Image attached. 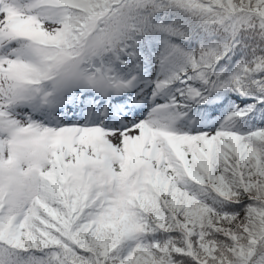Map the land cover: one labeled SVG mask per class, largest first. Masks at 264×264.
I'll return each mask as SVG.
<instances>
[{
    "label": "snow or ice",
    "instance_id": "snow-or-ice-1",
    "mask_svg": "<svg viewBox=\"0 0 264 264\" xmlns=\"http://www.w3.org/2000/svg\"><path fill=\"white\" fill-rule=\"evenodd\" d=\"M0 264H264V0H0Z\"/></svg>",
    "mask_w": 264,
    "mask_h": 264
}]
</instances>
